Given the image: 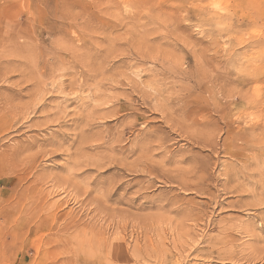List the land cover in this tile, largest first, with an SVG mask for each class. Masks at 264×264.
<instances>
[{
    "label": "rangeland",
    "instance_id": "obj_1",
    "mask_svg": "<svg viewBox=\"0 0 264 264\" xmlns=\"http://www.w3.org/2000/svg\"><path fill=\"white\" fill-rule=\"evenodd\" d=\"M0 264H264V0H0Z\"/></svg>",
    "mask_w": 264,
    "mask_h": 264
}]
</instances>
